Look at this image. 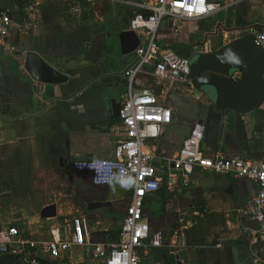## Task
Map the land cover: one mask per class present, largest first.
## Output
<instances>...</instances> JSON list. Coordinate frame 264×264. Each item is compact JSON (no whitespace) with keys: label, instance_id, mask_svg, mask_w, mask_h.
I'll use <instances>...</instances> for the list:
<instances>
[{"label":"crops","instance_id":"0c3cea01","mask_svg":"<svg viewBox=\"0 0 264 264\" xmlns=\"http://www.w3.org/2000/svg\"><path fill=\"white\" fill-rule=\"evenodd\" d=\"M94 1L43 0L38 18L29 19L37 24V38L27 53L37 54L65 75L66 83L35 81L25 69L24 52L15 56L0 44V226H15L36 240L66 239L71 220L78 215L89 220L93 241H102L104 234L116 239L133 196L124 183L94 185L91 174L77 172L74 164L114 158L124 139L114 103L121 105L129 90L127 68L133 54L121 55L118 37L131 31L135 15L148 14L142 6L149 0H99L92 4L103 13L101 22L81 24L77 10ZM210 1L224 10L198 21L165 22L158 44L190 60L199 53L219 51L251 28H264V0ZM2 5L27 7L12 0ZM39 6L40 0L35 11ZM26 11L35 12L28 7ZM10 33L8 40L16 44L28 39L11 38L16 35L13 14ZM244 75L237 73L233 79L240 82ZM142 88L155 89L160 103L174 113L173 123L164 128L157 144L150 145L151 150L176 157L201 122L207 159L223 154L264 162V104L246 114L219 111L192 86L171 81L158 86L146 75L136 80L135 90ZM257 190L253 181L198 170L190 187L170 201L163 190L149 195L144 218L153 232L162 234L163 243L159 249L141 251V264L264 263V239L251 209ZM92 203L111 206L89 210ZM52 205L57 216L43 219L42 211ZM87 261L83 250L76 249L66 259H41L40 264Z\"/></svg>","mask_w":264,"mask_h":264},{"label":"built area","instance_id":"2783aa9c","mask_svg":"<svg viewBox=\"0 0 264 264\" xmlns=\"http://www.w3.org/2000/svg\"><path fill=\"white\" fill-rule=\"evenodd\" d=\"M3 1L0 0V44L7 42L12 24L11 8L3 6ZM12 2H24L33 12L39 0ZM142 7L148 14H137L130 23L140 44L127 68L129 90L121 102L124 139L116 146L114 158L88 159L74 164L77 172L90 173L96 186L124 183L133 191L118 238L114 240L110 234H105L102 241H93L90 222L85 215L71 220L72 231L66 239L54 236L51 240H36L15 226H0V258H14L21 264H40L41 259L58 261L82 249L86 258H94L101 264H141V251L159 249L163 243L162 234L153 232L144 218L146 198L163 190L170 201L179 191L190 187L192 176L198 170L256 184L258 190L251 209L264 239V162L252 163L223 154L207 159L202 151L205 126L201 122L193 127L176 157L168 158L151 150L150 145L157 144L164 128L173 123L174 113L160 103L155 89L135 90L140 75L152 77L158 86L171 81L193 87L190 60L158 44L160 27L167 21H198L220 13L224 6L210 0H149ZM251 34L264 48V28H255ZM142 36L145 39L142 40ZM254 264L264 263L255 261Z\"/></svg>","mask_w":264,"mask_h":264},{"label":"water","instance_id":"95a60500","mask_svg":"<svg viewBox=\"0 0 264 264\" xmlns=\"http://www.w3.org/2000/svg\"><path fill=\"white\" fill-rule=\"evenodd\" d=\"M253 29L255 28L219 51L199 53L190 59L193 87L205 95L219 111L231 110L246 114L264 104V48L251 34ZM118 41L123 56L133 54L140 44L138 35L130 30L122 31ZM25 69L35 81L45 84L59 85L68 81L65 75L52 69L35 53L26 55ZM237 73H245L240 82L233 79ZM120 108L121 105L115 102L114 114L118 118ZM110 206L111 203H92L89 210ZM41 216L43 219L55 218L57 207L52 205L45 208Z\"/></svg>","mask_w":264,"mask_h":264},{"label":"rangeland","instance_id":"374dc122","mask_svg":"<svg viewBox=\"0 0 264 264\" xmlns=\"http://www.w3.org/2000/svg\"><path fill=\"white\" fill-rule=\"evenodd\" d=\"M97 1L99 0L91 2L90 4L80 5V9H78L76 13L81 18V20H79L81 24H85L86 22H89V21H94V22L100 21L101 22V18H102L101 14L103 13L99 11L100 10L99 6L94 7V5L92 4V3H96ZM42 2L43 0H40V6L37 8L38 11H35L34 13H32V15L28 14V12L26 11L27 7L25 5H17L16 7H13L11 9L12 14H13V27L16 31V35L12 36L11 38L14 40H17V39L21 40L23 37H25L28 39L26 40V43H23V44L22 43L16 44V42L11 41L9 39L3 46L5 51H7L8 53L14 54L15 56H17L18 52H24V54L27 55L28 48L35 47L34 43L36 42V38H37V34L35 31L37 30V24L33 25V21L29 19L38 18L39 14L41 13V3ZM11 48H14L15 51H12ZM196 95H198V93ZM121 100H123V98ZM185 108H188V107H185ZM92 259H89V261H87L86 264H99L98 262H95ZM0 264H14V263L8 260L0 259Z\"/></svg>","mask_w":264,"mask_h":264},{"label":"trees","instance_id":"16d2710c","mask_svg":"<svg viewBox=\"0 0 264 264\" xmlns=\"http://www.w3.org/2000/svg\"><path fill=\"white\" fill-rule=\"evenodd\" d=\"M105 235V234H104ZM111 235V234H110ZM111 238L113 239V237H112V235H111ZM117 238H118V236H117ZM116 238V239H117ZM116 239H114V240H116ZM6 260H8V261H10V262H13L14 264H17L16 263V259H14V258H8V257H4Z\"/></svg>","mask_w":264,"mask_h":264}]
</instances>
